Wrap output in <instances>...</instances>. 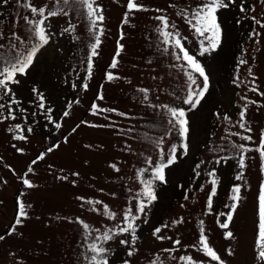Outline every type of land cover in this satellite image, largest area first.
Returning a JSON list of instances; mask_svg holds the SVG:
<instances>
[{
    "label": "rangeland",
    "instance_id": "1",
    "mask_svg": "<svg viewBox=\"0 0 264 264\" xmlns=\"http://www.w3.org/2000/svg\"><path fill=\"white\" fill-rule=\"evenodd\" d=\"M25 2L0 0V52H23L38 42L31 38L24 17H39L32 16ZM138 2L147 11H134L124 24L127 0H97L105 18L98 27L104 34L91 76L87 59L92 33L85 16L71 10L46 21L48 44L27 73L16 77L18 83L8 84V94L0 89V264H85L84 232L78 220L100 232L122 224L126 209L135 213L141 180L149 179L153 168L167 160L173 146L177 160L165 169L166 183L154 182L157 200L136 222L134 254L127 255L133 246L120 243L130 241V235H116L105 245L109 264H185L180 257L189 256L197 264H216L198 250L201 221L224 264H264L256 246L264 174L255 151L264 133V0H235L220 9V45L203 55V38L179 15L181 10L190 15L203 0ZM31 3L56 6L54 0ZM159 15L176 25L173 31L180 32L184 47L209 77V89L194 109L183 102L189 91L187 66L175 59L178 50L165 45L155 30L159 22L154 18ZM117 41L124 50L113 69ZM108 73L117 78L107 79ZM194 76L202 86V78ZM165 106L185 110L186 141L168 124ZM245 106L244 123L251 132L239 126ZM241 144L253 150L241 153L235 147ZM240 155L245 157L244 168ZM213 178L216 195L208 209ZM25 180L33 187H27ZM235 186L241 189V199L229 228L222 229L217 220L224 222L226 216L220 213L230 211ZM88 200L101 203L90 205ZM20 203L27 218L16 225ZM105 205L116 213L115 219L105 215ZM156 228L160 233L154 234ZM227 231H232V238H225ZM97 234L93 231L91 236ZM177 239L180 244L174 245Z\"/></svg>",
    "mask_w": 264,
    "mask_h": 264
},
{
    "label": "snow or ice",
    "instance_id": "2",
    "mask_svg": "<svg viewBox=\"0 0 264 264\" xmlns=\"http://www.w3.org/2000/svg\"><path fill=\"white\" fill-rule=\"evenodd\" d=\"M235 0H203V2L197 6L195 9L191 10L190 15L188 12L181 10L179 15H181L184 20L189 24V26L194 30V32L201 38L200 41V49L201 55L204 53L215 50L219 47L222 33L220 24L218 23L217 12L220 9L227 8L230 3H234ZM55 7L49 9L48 5L45 4L44 6H34L31 3V0H26L24 3V7L29 10L33 17H39V19H29L28 16L24 17V20L27 25H29V31L31 33V38H34L37 43H33L31 47L26 48L23 52L15 51L13 54H5L0 52V89H4L5 94H8L11 89L8 88L9 83H18L16 77L18 75H24L27 73V70L34 62V58L37 56V53L40 49L47 45L49 42V34L46 31V21L50 17H56L58 15H68V12L71 10H76L77 12L81 13L85 16L88 24L89 29L92 33L93 43L90 44L91 54L88 56L87 59V72L88 75L91 76L92 69H93V57L98 55V48L102 43V36L104 34V29L102 27H98V25H102L104 21V16L102 14V9L98 6L97 0H54ZM126 9L123 23L128 24L130 19V14L134 11H147L144 6L138 2V0H127ZM82 10V11H81ZM157 12L161 11L160 9H156ZM241 11H244V8L241 7ZM159 22L158 26L156 27V32L163 38V43L165 45H170L174 49L178 50L175 53V59L177 61L183 60L187 66V71H185V76L189 81V91L187 97L184 99V103L190 105L193 109L198 106L207 93L209 89V77L205 72L204 67L198 62V60L189 54V51L186 50L182 43L183 37L181 36L179 31H173L176 29L175 24H170L169 19L164 15H159L154 18ZM171 29V30H170ZM68 29H66L67 31ZM13 36L20 40V37L16 36L13 33ZM124 34L121 32L120 40H123ZM21 43H24L23 40H20ZM2 47V46H0ZM15 48V46H13ZM124 50V45L117 41V49L115 56L113 57L112 63L110 65L111 68L115 69L118 66V57ZM164 52H168V47L164 48ZM182 54V55H181ZM243 63V62H242ZM184 64L180 65L181 68H184ZM194 74H198L199 77L202 78V86L197 84V79L195 78ZM111 73L107 74V79L112 80L116 79ZM193 86H196L193 89ZM75 87V85H73ZM85 90L87 89V84L83 85ZM255 91V89H253ZM35 91V90H34ZM142 92L147 93L146 89H141ZM264 95V94H262ZM102 98V97H101ZM145 99H147V95L145 94ZM41 100H43V96L41 95ZM16 101L13 100V103ZM252 103H255L254 101ZM3 105H0L2 108ZM43 107V104H41ZM93 109H96V105L93 104ZM167 112L170 115V119L168 120V124L174 128L179 136L186 141L187 135L189 132L188 128V120L186 118V112L182 108H175V107H167ZM247 107L245 106V110L241 111L240 113V127L245 131L251 132V128L246 127L244 123L245 115H246ZM9 115L11 116V109H9ZM64 115H68L67 112ZM12 119H15L14 116H11ZM228 119V117H225ZM19 126H17L18 128ZM57 128L60 127L59 124L56 125ZM28 131H31L29 128ZM17 139H23V136L16 137ZM242 140L251 141V136H242ZM181 147L184 149V154H187L188 145L186 142L182 143ZM239 149L241 153L252 151L253 149L245 148L243 144L235 146ZM259 153L261 159V172L264 174V133L261 134L259 147L255 149ZM177 149L173 146L168 154L167 160L164 161L163 159L159 164H157L150 173V178L146 180H141L143 185V190L136 194L134 199L137 200L135 205V213L131 208H128L124 211L122 224H117L114 228H108L103 232H100L99 229H91L87 223L83 221L78 222L82 225V229L84 232V248L85 251L83 255V261L85 264H109L108 256L110 255V250L105 245L112 241L116 235H125L129 234L131 240L121 239L120 243L122 245H131L133 246V250H129L127 255L130 257L134 254V245L136 240L138 239L136 233L138 229V224L136 223L141 215L145 213V209L151 205L154 201L157 200V195L155 192V184L154 182L158 181L160 183H166L165 178V169L172 164H174L177 160L176 155ZM163 156V152L161 153ZM219 162V161H218ZM239 165L241 168H244L245 165V157L240 155L239 158ZM199 167V165H197ZM78 175V174H75ZM198 175V174H197ZM210 176L215 177V172L209 173ZM243 176V173L236 177L237 180H240ZM25 185L27 187H33V185L25 180ZM212 185L211 192L208 194L207 199V208L211 209L213 205V196L216 195V185L217 180L213 178L210 181ZM241 189L239 186H235L232 189V196L230 199L233 203L229 206L230 211L225 213H220L221 216H226L224 222H220L217 220L219 227L222 229H228L230 222L233 220V214L235 213L240 197ZM187 199V196L185 197ZM78 199L83 200L82 197H78ZM86 203L92 204H100V201H92L88 200L85 201ZM95 211V209H93ZM104 213L109 219H115L116 213L109 210L108 206H104ZM258 235L256 240V246L260 249L259 251V259L264 261V182L260 184L259 187V195H258ZM27 218V212L25 205L23 203L19 204V211L16 219V225H21L22 220ZM180 221H174V223H181ZM203 221L200 222V232H199V239H198V250L203 253V255L209 258L211 261L216 262V264H224L221 257L218 253L214 250L212 246L209 244L208 237L205 235V230L203 227ZM15 231V228L12 229ZM95 231L99 234L95 236H91V233ZM161 229L156 228L154 230V234L160 233ZM233 237L232 231H227L225 233V238L229 239ZM159 239H164V237H158ZM2 239V237H0ZM169 239H171L169 237ZM180 244V241L177 239L174 241V245ZM193 247H197L194 245ZM165 251H169L166 249ZM231 255V250L228 252ZM181 260L185 261V264H197L192 257H180ZM127 264V262H125Z\"/></svg>",
    "mask_w": 264,
    "mask_h": 264
}]
</instances>
